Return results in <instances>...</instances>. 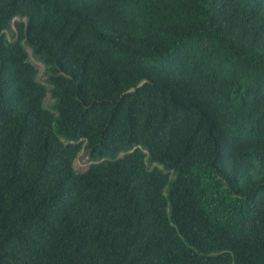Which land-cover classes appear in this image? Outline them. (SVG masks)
Returning a JSON list of instances; mask_svg holds the SVG:
<instances>
[{"label": "trees", "instance_id": "trees-1", "mask_svg": "<svg viewBox=\"0 0 264 264\" xmlns=\"http://www.w3.org/2000/svg\"><path fill=\"white\" fill-rule=\"evenodd\" d=\"M0 264H264V0H0Z\"/></svg>", "mask_w": 264, "mask_h": 264}, {"label": "rangeland", "instance_id": "rangeland-1", "mask_svg": "<svg viewBox=\"0 0 264 264\" xmlns=\"http://www.w3.org/2000/svg\"><path fill=\"white\" fill-rule=\"evenodd\" d=\"M12 30L14 32L16 31L14 22H13V25H12ZM29 53L31 55V51L30 50H29ZM30 58H31V62L38 69V79H39L40 82H42L44 66H43V64L41 62H39L38 60L34 59L32 56H30ZM52 103H53V100L51 99L50 95L48 94L46 99H45V105L47 107H49ZM90 164H91V162L89 160V157L83 151H81L79 153L78 158L74 162V167H75V169L77 171L84 172L85 170H87V168L89 167Z\"/></svg>", "mask_w": 264, "mask_h": 264}]
</instances>
